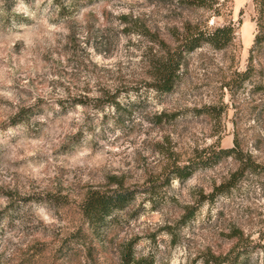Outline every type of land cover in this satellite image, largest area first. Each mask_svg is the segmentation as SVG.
I'll return each instance as SVG.
<instances>
[{
	"label": "rangeland",
	"instance_id": "rangeland-1",
	"mask_svg": "<svg viewBox=\"0 0 264 264\" xmlns=\"http://www.w3.org/2000/svg\"><path fill=\"white\" fill-rule=\"evenodd\" d=\"M181 1L0 0V264H122L130 242L152 264H264V42L236 79L264 0ZM228 23L227 48L150 88L166 51ZM235 142L251 168L222 156L164 184L172 162ZM119 184L134 200L92 235L82 196Z\"/></svg>",
	"mask_w": 264,
	"mask_h": 264
},
{
	"label": "trees",
	"instance_id": "trees-1",
	"mask_svg": "<svg viewBox=\"0 0 264 264\" xmlns=\"http://www.w3.org/2000/svg\"><path fill=\"white\" fill-rule=\"evenodd\" d=\"M189 4L212 10L213 5L217 4L210 0H182ZM181 1V2H182ZM257 2L258 0H254ZM261 15L256 21L257 29L259 30L255 36L252 47L249 50L248 65L245 71L238 73L236 76L240 83H245L250 80L254 72V53L259 52L264 42V32H263V13L261 9ZM235 36V28L231 23L223 24L214 27L213 29H199L197 28L194 32H191L180 46L174 49V51H166V55L161 57L159 61L154 66V72L152 76V82L150 83V88L158 93L168 94L173 91L180 66L184 59V55L194 52L195 50L201 48L203 45H209L214 50H223L227 48ZM226 88H230V84L225 85ZM115 107L118 104L114 103ZM23 121V119H14L13 125L18 124ZM237 144L231 149H209L205 151L208 153V157H198L196 160L190 161L188 164H179L177 162H172L168 165V175L166 182L164 184L170 183L171 180H185L192 175V173L199 167H205L212 162H218L220 157L233 156L242 167L251 168L253 165L251 162L245 161L243 158L238 156V151L236 148ZM252 164V165H251ZM228 187H233L235 183H228ZM147 193L148 191H143ZM135 198V191L125 188L122 184H119L115 189L108 190H93L86 192L79 203V213L86 226V230L94 236L99 237L102 230L117 217L116 214L120 211L125 210L129 204ZM192 216V215H189ZM189 218V217H188ZM85 230L79 228L75 233L71 235L70 238L74 239V242L79 243L83 238L85 242L86 236L84 234ZM67 241V240H66ZM85 244V243H84ZM120 260L122 264H152L145 259H136L133 249L132 242L126 244L121 253ZM222 263V261H221Z\"/></svg>",
	"mask_w": 264,
	"mask_h": 264
}]
</instances>
